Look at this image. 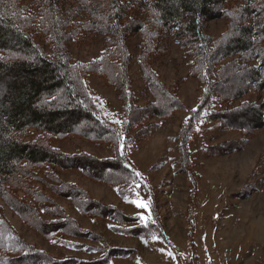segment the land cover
Returning a JSON list of instances; mask_svg holds the SVG:
<instances>
[{
  "label": "trees",
  "instance_id": "trees-1",
  "mask_svg": "<svg viewBox=\"0 0 264 264\" xmlns=\"http://www.w3.org/2000/svg\"><path fill=\"white\" fill-rule=\"evenodd\" d=\"M73 13L87 20L89 32L105 36L106 51L100 60L71 61L68 45L73 43L71 36L80 28L74 24ZM136 13L141 16L139 19ZM147 17L153 19L157 29L165 30V35L176 38L178 47L193 62L191 75L202 92L200 105L180 128L178 139L181 143L184 138L183 151L195 128L211 120L243 133L264 127V111L260 107L234 104L244 92L264 90V0H0V233L3 235L0 264H111L114 258H126L133 253L102 241V250H89L101 253L91 261L53 257L26 243L5 221L1 198L42 237L71 245L65 240L89 239L95 234L83 230L56 204H49L52 209L44 212L51 216L50 220L38 215L32 217L34 209L26 199L19 198V192L25 197L29 194L14 182L23 164L78 170L120 192L132 186L131 175L142 183V177L131 165L128 145L149 136V126H144L146 120L166 119L185 109L155 74L152 62L159 57L150 53L143 57L142 73L155 102L145 108L136 104L129 81L130 53L125 42L130 33H141L149 49L154 43L157 45V40H152L154 30L143 22L151 19ZM218 20L228 21V27L214 37L208 24ZM227 73L232 78L225 79ZM90 75L104 78L118 93L122 104L119 122L111 116L109 107L95 97L88 83ZM233 78H243L241 87L235 91L229 82ZM238 89L239 96H234L235 92L238 95ZM247 113L254 114L255 118L245 125L242 120ZM29 129L59 138L77 135L104 142L116 149V157L100 160L88 154L69 156L45 143L25 142L21 134ZM233 145L237 144L232 143L230 147ZM188 174L193 173L189 170ZM55 181L67 189L58 192L54 183L46 187L47 191L70 199L84 215L121 224L133 221L119 209L78 193L76 185L64 184L57 178ZM41 196L44 202L52 203ZM14 203L23 206L18 208ZM23 213L29 217L23 218ZM151 228V232L164 235L160 219L141 224L133 233L143 236ZM75 247L84 249L81 245Z\"/></svg>",
  "mask_w": 264,
  "mask_h": 264
},
{
  "label": "rangeland",
  "instance_id": "rangeland-1",
  "mask_svg": "<svg viewBox=\"0 0 264 264\" xmlns=\"http://www.w3.org/2000/svg\"><path fill=\"white\" fill-rule=\"evenodd\" d=\"M130 8L135 9L132 4ZM73 15L76 16L74 24L77 23L80 28L71 36L73 43L68 45L71 61L91 63L100 60L106 51L105 36L89 32L86 29L87 20L76 13ZM136 17L139 19L141 16L136 13ZM143 22L154 30L152 40H157V45L151 44L149 49L141 33H130L125 42L130 53L129 81L136 104L145 108L155 102L142 73L143 57L150 53L159 57L152 62L155 74L185 109L166 119L154 117L146 120L144 126H149V136L128 145L131 165L142 177V183L136 182L137 176L131 175L132 186L120 192L107 183L86 177L78 170L23 164L19 178L14 182L29 194L25 197L19 192V198L26 199L34 209L32 217L37 218L38 215L50 220L51 216L44 212L52 209L49 204H56L83 230L95 236L66 239L71 245L47 240L24 223L1 198L4 219L26 243L58 259L72 257L91 261L100 257L101 253L89 250H102V241H105L133 252L126 258H114L111 264H264V127L243 133L225 127L220 121L211 120L195 128L187 149L183 151L184 138L181 143L178 139L180 128L200 105L202 97L200 85L191 75L193 62L178 47L176 38L165 35V30L153 25L152 18ZM208 25L211 35L217 37L226 31L228 21L218 20ZM83 30L85 34L89 33L85 35ZM38 33L41 34L39 30ZM230 77L228 73L225 75V79ZM241 80L243 78L229 79L232 91L241 87ZM88 83L95 97L109 107L111 116L120 120L122 104L115 89L97 75H90ZM237 93L234 96H239L240 89ZM240 96L242 98L237 97L235 105L246 104L264 111V90H250ZM254 118V114L247 113L242 122L248 125ZM250 132L253 133L247 135ZM21 136L25 142L45 143L69 156L88 154L107 160L114 159L117 153L112 145L77 135L59 138L29 129ZM232 143L237 145L230 147ZM189 170L193 174H188ZM55 178L64 184L76 185L78 193H84L104 206L119 209L133 221L121 224L84 215L70 199L47 191L46 187L54 183L58 192L61 191L59 189H67L54 182ZM41 194L52 203L44 202ZM138 197L149 205L148 208H138L130 203ZM14 204L18 208L23 206ZM18 208L17 211L23 212ZM25 216L29 217L23 213L22 217ZM141 217H148L147 222ZM159 219L163 223L164 235L151 232L152 228L147 229L149 231L143 236L134 235V230L141 224L148 225ZM2 242L3 235L0 233V246ZM77 245L84 249H77Z\"/></svg>",
  "mask_w": 264,
  "mask_h": 264
},
{
  "label": "snow or ice",
  "instance_id": "snow-or-ice-1",
  "mask_svg": "<svg viewBox=\"0 0 264 264\" xmlns=\"http://www.w3.org/2000/svg\"><path fill=\"white\" fill-rule=\"evenodd\" d=\"M117 122H119V121H117ZM137 175H139V173H137ZM130 203H133L138 208H148V206H149L147 203L142 202L139 199V197L136 200L130 201ZM141 219H143L145 222H147L148 217H141ZM154 239H155V237H154ZM169 255H171V254H169Z\"/></svg>",
  "mask_w": 264,
  "mask_h": 264
}]
</instances>
